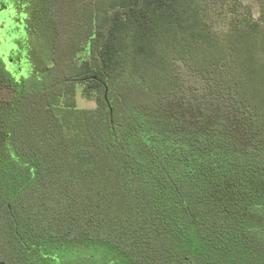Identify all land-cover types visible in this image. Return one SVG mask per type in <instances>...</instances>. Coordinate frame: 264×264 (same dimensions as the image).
Here are the masks:
<instances>
[{
    "label": "trees",
    "instance_id": "trees-1",
    "mask_svg": "<svg viewBox=\"0 0 264 264\" xmlns=\"http://www.w3.org/2000/svg\"><path fill=\"white\" fill-rule=\"evenodd\" d=\"M254 1H37L30 65L0 56V263L264 264Z\"/></svg>",
    "mask_w": 264,
    "mask_h": 264
},
{
    "label": "rangeland",
    "instance_id": "rangeland-1",
    "mask_svg": "<svg viewBox=\"0 0 264 264\" xmlns=\"http://www.w3.org/2000/svg\"><path fill=\"white\" fill-rule=\"evenodd\" d=\"M37 1L38 2L40 1L41 4L43 5L40 12H41L42 16L45 17L44 9H47L46 5L48 3H50V0H0V7H2V6H4V7L10 6V4L12 2H17V4H16V5H18L17 8L19 6H21L22 9L26 8V11H27V16L26 17H28V21L29 22H28V27L25 30V33L23 34V37H22L23 38V42L21 44L24 47L23 55L26 52H29V53H27L29 55L30 52H31V49L33 47V43H34L33 39L34 38H32L31 36H34L36 31H34V27L31 26V21L30 20H31L32 16H35V13L33 12V7L35 9ZM76 1L77 0H74V2H76ZM241 1L245 5L250 6L251 9H252L253 15L255 17H258L259 8H258L257 3L254 0H241ZM12 15H13V13L11 14V16ZM5 17H6V19L8 18V20L10 19V15H7V14L3 13L2 15H0V21L1 20L3 21V19ZM11 24H12L13 27L11 28L10 23H8V28L6 29V33H10L14 29V26H15L14 22L11 23ZM18 35L19 34H17L16 32H13L12 35H10L11 37H8V39H6L7 42L3 43L1 48H0V55L2 54V51H6L7 49L11 50L16 45L18 47H21L20 46V35H19V37H18ZM41 64H42V62H40L38 65L40 66ZM178 71L181 74V76L183 77V79L185 80L186 85L194 86L195 88H198V89H200V87H202V81H200L198 78L196 79V78H193L192 76H190L188 73H186V71L181 66L178 67ZM22 72L24 73V70ZM76 106H77L78 109H84L85 110V109H93L95 107V104H94L93 101H89V100L84 99L82 97V95H81L80 88H78L77 89V93H76ZM181 110L184 113H186V114H189V115L192 114L183 105H182Z\"/></svg>",
    "mask_w": 264,
    "mask_h": 264
},
{
    "label": "flooded vegetation",
    "instance_id": "flooded-vegetation-1",
    "mask_svg": "<svg viewBox=\"0 0 264 264\" xmlns=\"http://www.w3.org/2000/svg\"><path fill=\"white\" fill-rule=\"evenodd\" d=\"M17 2H12L10 6H2L0 7V15L3 13L10 15V19H3L0 21V48L3 43H6V39L11 37L13 32H16L20 35V42H23V34L28 27V17L26 8H21L16 5ZM13 15L11 16V14ZM14 17V18H13ZM15 24L14 29L10 33H6V29L8 28V23H10L11 28L13 27L11 23ZM9 34V35H8ZM18 35V37H19ZM15 44V43H14ZM22 45V44H21ZM22 48V49H21ZM23 45L22 47H18L17 45L13 47L11 50L7 49L6 51H2L1 59L4 66H10L15 72L23 71V68L30 65V59L28 52L24 53L23 55ZM29 63V64H28ZM14 67V68H13Z\"/></svg>",
    "mask_w": 264,
    "mask_h": 264
},
{
    "label": "water",
    "instance_id": "water-1",
    "mask_svg": "<svg viewBox=\"0 0 264 264\" xmlns=\"http://www.w3.org/2000/svg\"><path fill=\"white\" fill-rule=\"evenodd\" d=\"M0 264H3V263H0Z\"/></svg>",
    "mask_w": 264,
    "mask_h": 264
}]
</instances>
